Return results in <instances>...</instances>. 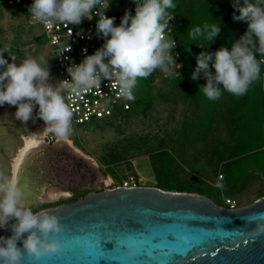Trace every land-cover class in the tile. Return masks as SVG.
Returning <instances> with one entry per match:
<instances>
[{
  "label": "rangeland",
  "instance_id": "rangeland-1",
  "mask_svg": "<svg viewBox=\"0 0 264 264\" xmlns=\"http://www.w3.org/2000/svg\"><path fill=\"white\" fill-rule=\"evenodd\" d=\"M2 10L0 50L10 47L17 62L31 56L48 65L52 83L59 81L42 29L29 25L19 9ZM170 14L174 24L175 14ZM119 23L116 18L115 24ZM4 56L11 62L7 53ZM260 70L261 84L253 82L239 97L222 91L215 101L199 92L196 84L191 85L188 77L175 84L182 69L180 75L167 78L157 70L138 78L132 110L91 124L72 123L71 134L57 143L44 142L52 134L37 117L38 107L24 124L15 119L14 106L2 105L0 174L10 180V156L17 152L15 164L25 141L36 138L43 144L26 165L37 184L50 171L58 175L60 183L47 188L54 186L70 194L37 201L29 207L35 212L74 201L86 195L87 188L100 190L105 176L119 180L129 171L141 174L148 186L204 194L223 207L228 198L237 199L240 206L249 205L264 194V62Z\"/></svg>",
  "mask_w": 264,
  "mask_h": 264
},
{
  "label": "clouds",
  "instance_id": "clouds-1",
  "mask_svg": "<svg viewBox=\"0 0 264 264\" xmlns=\"http://www.w3.org/2000/svg\"><path fill=\"white\" fill-rule=\"evenodd\" d=\"M133 3L136 5L134 14L126 10L116 25L115 17L105 15L109 7L104 6V0H33L28 7L31 19L45 25L77 26L84 18L91 19L93 10L97 9L96 30L104 43L93 54L85 55L80 63L67 67L70 79L56 83L51 82L48 65H41L31 56L17 62L10 47L5 46L0 50V106H14L15 119L24 124L33 118V111L38 107L36 115L44 122V129L64 140L72 132L73 112L63 93L79 96L89 89L99 88L103 80H115L121 96L134 101L133 89L138 78H147L157 70L165 77L180 75L183 65L177 62L179 53L174 52L177 42L166 35L174 19L168 12L175 8L172 0H133ZM231 6L233 19L247 23L245 33L230 50L221 47L215 52L201 51L195 55L196 66L191 74L194 81L202 75L206 83L199 91L212 101L220 99L222 91L237 97L245 95L259 78L260 64L264 62L258 59L264 58V0L256 3L232 0ZM220 32V25L205 23L191 29L189 37L204 48ZM201 38L207 40L206 45L200 42ZM186 50L191 52L190 48ZM245 219L256 223L252 235L264 234V223L260 222L258 214H250ZM9 228L10 236H0V264H21L25 254L39 260L62 250L59 240L49 239L50 234H59L65 228L57 216L33 212L26 207L22 190L0 174V229ZM18 241H22V247L18 246Z\"/></svg>",
  "mask_w": 264,
  "mask_h": 264
},
{
  "label": "water",
  "instance_id": "water-1",
  "mask_svg": "<svg viewBox=\"0 0 264 264\" xmlns=\"http://www.w3.org/2000/svg\"><path fill=\"white\" fill-rule=\"evenodd\" d=\"M16 185L22 190V181ZM85 190L41 211L65 226L49 236L62 250L39 260L25 254L21 264H264V234L252 235L256 223L245 219L256 213L264 223V196L231 209L204 194L157 186ZM32 195L23 194L26 207L40 201ZM11 234L0 229V236Z\"/></svg>",
  "mask_w": 264,
  "mask_h": 264
},
{
  "label": "built area",
  "instance_id": "built-area-1",
  "mask_svg": "<svg viewBox=\"0 0 264 264\" xmlns=\"http://www.w3.org/2000/svg\"><path fill=\"white\" fill-rule=\"evenodd\" d=\"M32 2L33 0H0V7L3 9L5 7L19 9L20 12L25 14V19L29 25L42 29L44 39L50 48L53 58L52 66L55 68L59 80L70 79L67 67L72 63H80L85 55L93 54L104 43L103 38L97 34L96 30L98 17L95 15V12L97 9L93 10L91 19L84 18L82 23L77 26L60 23L45 25L31 19L28 7ZM104 6L109 7L105 15L120 19L126 10H130L134 14L136 7L133 0H104ZM170 25L171 30L166 35L177 42L174 52L179 53L177 62L183 65L179 42L173 35L174 28L172 21ZM69 47L70 50L67 51ZM133 94L136 99L135 89H133ZM64 96L66 103L73 112L72 123L75 126L91 124L121 115L132 110L135 101H129L121 96L118 82L115 80L110 82L103 80L99 88L89 89L79 96H73L67 92L64 93ZM108 179L110 180L109 183H107ZM140 186H148L144 181V177L136 171H129L119 180L112 178L110 175L105 176L98 189L135 188ZM225 207L234 209L240 207V204L237 199L228 198Z\"/></svg>",
  "mask_w": 264,
  "mask_h": 264
},
{
  "label": "trees",
  "instance_id": "trees-1",
  "mask_svg": "<svg viewBox=\"0 0 264 264\" xmlns=\"http://www.w3.org/2000/svg\"><path fill=\"white\" fill-rule=\"evenodd\" d=\"M172 2L175 8L168 9V12L175 14L173 35L175 37L177 35L180 36L179 48L183 58V75L176 77L174 82L178 84L182 79L185 78L186 80L188 77L190 84L194 86L196 84L200 89V86L205 84L206 81L202 78L196 81L191 79V74L196 66L195 55L201 51L215 52L221 47H226L230 50L231 45L245 33L247 23L233 19L234 9L231 6L232 0H172ZM251 2L256 3L257 0H251ZM1 11L3 10L0 7ZM235 14L239 15L238 12ZM205 23L220 25L221 32L215 40L208 44L207 40L201 38L200 42L205 45L207 44L204 48H201L190 39L189 32L191 29L203 26ZM186 48H190L191 52L187 51ZM254 82L257 86L261 84V70L259 78ZM145 83L149 87L147 80H145ZM173 191H184V189L178 188Z\"/></svg>",
  "mask_w": 264,
  "mask_h": 264
},
{
  "label": "flooded vegetation",
  "instance_id": "flooded-vegetation-1",
  "mask_svg": "<svg viewBox=\"0 0 264 264\" xmlns=\"http://www.w3.org/2000/svg\"><path fill=\"white\" fill-rule=\"evenodd\" d=\"M55 142V143H57V142H59V139L58 138H56L53 134L52 135H50V136H48V137H46V138H44V142ZM43 144V140H42V142H40L39 140H36V138H30L29 139V141H25V144H24V148H26V152H28V151H31V153H30V155L28 156V159H29V157H31L32 156V154H34L35 153V151H37L38 149H39V147L41 146ZM76 151H78L79 152V149L72 143V145H71ZM25 152V153H26ZM80 153V152H79ZM24 159V158H23ZM28 159H27V162H28ZM21 161H22V158H21V160L18 162V164L16 165L18 168H19V166H20V163H21ZM27 162L25 163V166H26V164H27ZM14 167H15V165H14ZM17 167H15V170H16V168ZM14 170V171H15ZM13 183H14V180H13ZM44 185V184H43ZM45 187H46V185H44ZM36 192H38L37 193V197H38V199L39 200H45V198L46 199H48V200H56V199H58L59 197L61 198L62 196H68V194H70V193H68V192H66V191H64V190H60V189H58V188H56V187H50V188H45L44 190H41V191H39V190H37ZM51 196V197H50Z\"/></svg>",
  "mask_w": 264,
  "mask_h": 264
},
{
  "label": "crops",
  "instance_id": "crops-1",
  "mask_svg": "<svg viewBox=\"0 0 264 264\" xmlns=\"http://www.w3.org/2000/svg\"><path fill=\"white\" fill-rule=\"evenodd\" d=\"M17 154V152L14 154V155H12V156H10V159H11V178H10V180L13 182V179H14V173H13V171H14V169H13V158H14V156ZM17 157V156H16ZM15 157V158H16ZM41 173H43V169H41ZM45 174H44V177L43 178H45L44 179V182H40V184H37V177H34L33 176V173H32V171H30L29 169H28V167H27V165H26V169H25V171H24V175H26V179L24 180V181H22V193L25 195V196H27L28 194H31V193H33V191H35V190H39L40 188V185L41 184H44V185H46V188L47 187H49L51 184H59L60 183V178L58 177V175H56V173H50V171H45L44 172ZM29 180V181H28ZM25 181H26V183H25ZM31 181V182H30ZM30 185V186H29ZM29 187V188H28ZM54 187V186H53Z\"/></svg>",
  "mask_w": 264,
  "mask_h": 264
},
{
  "label": "bare ground",
  "instance_id": "bare-ground-1",
  "mask_svg": "<svg viewBox=\"0 0 264 264\" xmlns=\"http://www.w3.org/2000/svg\"><path fill=\"white\" fill-rule=\"evenodd\" d=\"M26 148H22L21 152L18 154V157L16 158V161H15V167H17L16 165L18 164V162L21 160L22 158V161L20 163V166L19 168L17 167L16 170L14 171V183L16 184L18 181H24L26 179V175H24V169H25V163L27 162V159H28V156L30 155L31 151H28L26 152ZM24 158V159H23ZM27 180V179H26ZM29 181V180H28ZM31 182V181H30ZM26 183V181H25ZM109 183V182H107ZM23 185V184H22ZM30 186V185H29ZM29 188V187H28ZM46 187L44 185L41 186V190H44ZM37 190L33 191V195L32 197L30 198L31 200H37L38 197H37V193L36 192Z\"/></svg>",
  "mask_w": 264,
  "mask_h": 264
}]
</instances>
